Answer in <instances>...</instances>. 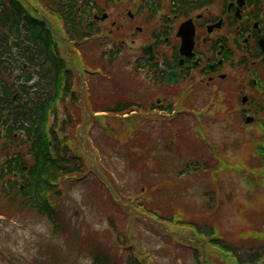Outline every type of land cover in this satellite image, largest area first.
Masks as SVG:
<instances>
[{"label":"trees","instance_id":"1","mask_svg":"<svg viewBox=\"0 0 264 264\" xmlns=\"http://www.w3.org/2000/svg\"><path fill=\"white\" fill-rule=\"evenodd\" d=\"M141 1L148 8V19L159 13L162 3L169 2V10L174 12L175 3L190 8V5L199 6L209 2ZM33 2L35 7H26L25 0H0V115L2 120L5 119L2 124L7 126L4 134L9 141L7 146L1 148V153L10 151L14 144V131L23 132L25 141H21V145L28 146V153L20 152L17 158L8 162L6 169L9 173L15 170L12 169L13 162L18 167L28 166V171L26 174L20 172L25 185L23 191L16 192L17 187L13 185L11 177L0 187V216L6 219L43 220L50 226L54 237H61L67 233L71 224L69 220L61 218L55 201L61 196L62 185L85 176L87 177L81 184L95 182V187H100L99 189H104L103 182L108 184L106 176L87 154L86 149L76 146L74 135L77 124L71 116H67L60 135L56 131L60 118L59 105L64 102L70 89V73L66 72V61L60 56L59 46L81 43L98 33L88 23L96 5L90 0ZM15 49L22 54L23 65L16 63L12 55V50ZM4 57L6 58L3 61ZM11 63L17 67L16 72H13ZM17 93L20 95L13 101L12 97ZM128 106L129 103L118 97L112 109L100 103L98 112L122 116ZM6 109L8 113L5 116ZM49 123L51 125L48 137L45 129ZM49 141L52 143L51 148ZM28 155L32 158L30 165L24 161ZM147 162L141 160V166L147 165ZM93 172L95 176H88V173L94 174ZM4 179L6 178L2 170L0 181ZM261 180L264 184V175ZM158 188V185L150 187L149 194ZM110 189L111 187L104 190L103 196H109L107 206L113 207L112 214H117L112 217L120 222L115 223L112 217H108L109 235L101 241L95 240L91 243L90 238L87 239V252L92 264H145L136 257V250L131 244L132 238L127 233L131 219L148 224L158 233L169 232L170 236L185 242L183 246L189 251L193 264H264V224L260 228L252 225L246 234L234 241L233 236H223L215 224L185 221L175 214L172 206L168 211H161L160 206L147 196V192L143 194L140 191L144 204L129 206L125 201H115V192H112L114 189ZM98 193L102 192L98 190ZM178 230H187L189 233L194 230V233H188L189 236L185 238L179 235ZM174 238L171 237L172 242Z\"/></svg>","mask_w":264,"mask_h":264},{"label":"rangeland","instance_id":"2","mask_svg":"<svg viewBox=\"0 0 264 264\" xmlns=\"http://www.w3.org/2000/svg\"><path fill=\"white\" fill-rule=\"evenodd\" d=\"M130 4L129 1L123 5L108 2L106 13L109 19L101 24L102 28H108L107 32L112 23L119 27L125 26L112 32L114 36L112 41L115 40L117 45L124 43L122 46L125 53L121 56L120 62L136 56L135 50L145 45V37L140 34L135 36L134 26L126 19L127 10L124 8H129ZM124 13V18H119ZM138 22L141 23L142 19ZM150 26H154V23ZM110 44L112 45V42ZM125 70L126 68H122L119 75L113 76L114 82L118 78L117 82L125 83L126 76H123ZM101 77L97 84L100 82H103L104 86L109 84ZM162 95H165L163 90L157 98L163 99L160 98ZM138 119L142 124H138L141 126L134 129ZM94 120L95 127L91 135L93 146L100 151L99 160L107 168L106 172L111 174L112 182L107 180L111 187L113 186V192L124 194L123 197L126 195L128 204L130 199L135 201L134 204H144V197L140 196V190L144 189L142 193L147 192V196L160 206L161 211H168L172 206L175 214L186 221L208 220L219 228L223 236H233L234 241H238L242 234H246L251 225L260 228L264 224V188L252 170H248V165L257 166L255 162L248 161V153L252 150L250 138H256L258 143L260 134L255 126L239 131L233 126L234 120L231 117L230 125L221 128L212 126L215 137H221L218 143L224 141L225 136L229 142L227 154L220 155V161L227 166V170L216 175L199 171L179 176L181 171L178 170L179 166H175L176 158L173 159L172 156L174 146L172 155L163 150L168 144L169 137L170 142H174L172 132L169 133L170 128L164 126L159 116L138 118L133 115L117 120L97 117ZM89 121H92V118H86L84 124L87 125ZM110 132L114 134L111 140L105 134H111ZM85 134L86 130L79 126L74 136L79 135L76 140L80 143ZM142 137H149L152 140L148 148V151H152V156L148 168L144 170L139 159L142 157V150L136 153L128 148L133 141L139 142ZM157 140H160L161 144L157 146L158 148H153L152 144ZM86 146L90 148L88 144ZM182 148L187 150L186 145ZM184 157L182 165L187 163L188 153L184 152ZM148 171H154L151 172V177L144 176ZM153 174L158 175L154 178ZM94 183L66 182L62 185L57 209L61 218L69 220L71 224L69 231L67 230L61 237H54L50 226L43 220L11 218L5 222L0 219V264H92L90 254L87 252V239L90 238V243L103 240L110 233L108 217L117 214H112L111 205L107 206L109 196L107 195L108 199L103 196L104 189L95 187ZM155 184L159 185L160 189H155L149 194L147 190ZM98 190L103 194H99ZM210 192H213L214 196L210 194L213 201L208 208ZM112 218L115 223L120 222L119 219ZM178 231L180 236L185 238L189 236L187 231ZM128 233L132 237L131 244L137 251V258L142 263L193 264L189 251L183 246L185 242L170 236L169 232L158 233L148 224L131 219ZM171 237L174 238V242L171 241Z\"/></svg>","mask_w":264,"mask_h":264},{"label":"flooded vegetation","instance_id":"3","mask_svg":"<svg viewBox=\"0 0 264 264\" xmlns=\"http://www.w3.org/2000/svg\"><path fill=\"white\" fill-rule=\"evenodd\" d=\"M258 5L260 4L255 6L254 0H245L244 7L239 10L242 19L235 17V0L228 1L227 5L212 3L199 11H189L184 17H180L179 11L174 10L172 29L163 25L167 35L166 51H162V41L159 40L160 43L155 44V38L161 36V32H157L150 36L152 41L149 44H152L153 55L151 60L142 53L145 46L135 50L136 56L127 58L131 66H136L140 71L162 81L161 87L165 88L163 91L166 97H163V105L156 101L155 107L169 109L170 101L174 100V107L183 103L191 109V113L198 110L196 113L199 115L207 110L209 114L215 115L224 112L222 104L225 103V107L230 109L228 113L234 120L232 124L236 129L240 123H236L239 118L241 121L248 116L256 118L260 111L259 102H256V97L250 95L255 90L257 96H264L259 92L257 85H254L259 79H264V10H259ZM188 21L194 25L192 48L189 29L183 37L178 36L180 28ZM138 34H142V30L138 31ZM113 38L114 36H110L111 40ZM183 38L187 43L184 48ZM108 50L109 56L121 52L113 41ZM81 52L79 59L82 64L88 66L89 62L91 65L96 61V55L92 51ZM171 72L176 76V79H172V87L164 84L166 76ZM83 73L90 75L87 69H84ZM158 93H161V89ZM243 94L248 97L246 107L238 106L236 100L237 97L242 99ZM16 100L15 97L14 101ZM5 111L7 112V109ZM1 120L0 115V132L7 129V126L2 124L5 119ZM203 124L206 128L204 133L209 135L210 139L213 137L212 128L207 122ZM16 164L13 162L12 169L18 168Z\"/></svg>","mask_w":264,"mask_h":264}]
</instances>
